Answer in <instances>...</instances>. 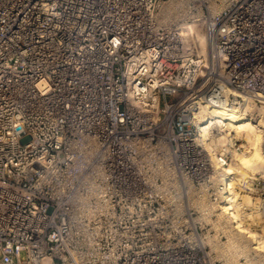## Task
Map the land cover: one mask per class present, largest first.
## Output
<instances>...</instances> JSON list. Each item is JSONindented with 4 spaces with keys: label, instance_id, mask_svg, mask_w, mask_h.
Here are the masks:
<instances>
[{
    "label": "built area",
    "instance_id": "1",
    "mask_svg": "<svg viewBox=\"0 0 264 264\" xmlns=\"http://www.w3.org/2000/svg\"><path fill=\"white\" fill-rule=\"evenodd\" d=\"M258 103L264 0H0V264H213L202 108Z\"/></svg>",
    "mask_w": 264,
    "mask_h": 264
},
{
    "label": "bare ground",
    "instance_id": "2",
    "mask_svg": "<svg viewBox=\"0 0 264 264\" xmlns=\"http://www.w3.org/2000/svg\"><path fill=\"white\" fill-rule=\"evenodd\" d=\"M182 27L183 29H190L189 26L182 25ZM202 114L204 117L206 116L205 122L202 126V130L204 132L207 131V128H210L217 123L227 125V127L224 128L225 134L219 135V137L217 136L216 140L218 142H215V140L203 142L205 148L209 151L210 156L212 157L213 165L219 169L223 176V180L225 179V191L221 192V199L218 201L220 211L219 217L226 219V228H230V231L233 232V234L230 235V240L232 238H236V241L238 239L241 240V242L243 241L249 246L250 250H254L255 252L261 254L264 258V240L262 239L263 233L258 231L256 232L251 229L244 221L245 217L250 220L258 219V210L255 212H245L242 210L246 203H249V206H251L250 204H254L255 202L246 195H240L234 189L236 180V178L234 180L235 174H238L237 176L241 180L246 175L245 172L248 169L253 171H264V111L262 107L258 108V118L255 121L246 117L244 110L236 106L231 109H225L219 106H204L202 108ZM231 127H234V129L237 130L236 134L238 136L243 135L247 143H245L246 151L238 155L236 158L237 161L231 163L228 167L223 165V158H220L217 151L219 146L223 145L222 143L224 139L231 135L229 130ZM255 204L258 207V203ZM262 215H264V211ZM234 235L236 237H233ZM244 245L240 248L239 245H237V247L235 246L236 250L234 251H240L242 253L247 252L245 248L246 246L244 247ZM233 246H231V249Z\"/></svg>",
    "mask_w": 264,
    "mask_h": 264
},
{
    "label": "rangeland",
    "instance_id": "3",
    "mask_svg": "<svg viewBox=\"0 0 264 264\" xmlns=\"http://www.w3.org/2000/svg\"><path fill=\"white\" fill-rule=\"evenodd\" d=\"M261 107L264 111V104L258 103V108H261ZM232 129L233 130L230 129L231 135L238 137L239 141H240L239 143H243L246 146L245 143H247V141L244 139L243 135L238 136L236 134L237 130L234 129V127H232ZM222 134H225V132H222L220 134H216L215 142H218L216 140L217 136L219 137V135H222ZM245 151H246V148L239 153H236V154L234 153L233 158L230 161H228L229 164L226 166L229 167L231 163L236 162L237 156L242 154ZM245 173H246V175L241 180L237 176L238 174L234 175V180L236 178L234 189L240 195H246V196H248V198L250 197V199H252L255 203H258V207L256 206L255 203L254 204L251 203L250 204L251 206H249V203H246L245 207H243L242 210L245 212H255L258 210V219L250 220V219H247V217H245L244 221L251 229L255 230L256 232L257 231L262 232L263 233L262 239L264 240V232H263V230H264V215H262L263 211H264V194H261L259 190H258V193H251V192L245 190L241 184L250 178H258V183H264V171L263 170L253 171L251 169H248ZM222 177L223 176H222L221 172L219 171V169H217L215 167V172H214V177H213V185L216 186L219 183H221L223 181ZM196 206L200 210V214H199V217L197 219L200 221H203V228L201 230V236L203 237L202 239L204 241V244L207 246L208 251H210V253H211L213 264H264L263 256L261 254L255 252L254 250H250L249 246L246 243H244L243 241H242L243 242L242 243L241 240H239V239L237 240L238 241L237 242L236 238H232L230 240V235H232L233 232L230 231L231 230L230 228H226V225H227L226 219L222 218V217H221L222 218L221 219L219 217L220 211H219L218 202L217 203H210L209 199L204 195V197H200V199H198V201L196 202ZM205 209H209V213L207 215L204 214ZM261 212H262V214H261ZM226 230H227V232H226ZM229 232H231V233H229ZM233 237H236V236L234 235ZM230 242H231V245H230ZM237 245H239V248L243 247V245H244V247L246 246L245 247L247 250V252H245L246 254L242 253L240 251L235 252L234 250H236ZM231 246H233L232 249H231ZM233 248H235V249H233ZM248 248H249V251H248Z\"/></svg>",
    "mask_w": 264,
    "mask_h": 264
}]
</instances>
